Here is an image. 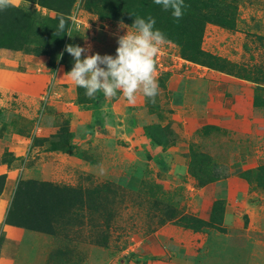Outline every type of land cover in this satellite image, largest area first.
Returning <instances> with one entry per match:
<instances>
[{"label":"rangeland","instance_id":"obj_1","mask_svg":"<svg viewBox=\"0 0 264 264\" xmlns=\"http://www.w3.org/2000/svg\"><path fill=\"white\" fill-rule=\"evenodd\" d=\"M184 3L179 21L153 0L0 11V264H264V0ZM149 15L155 103L86 98L66 45L115 55Z\"/></svg>","mask_w":264,"mask_h":264},{"label":"clouds","instance_id":"obj_2","mask_svg":"<svg viewBox=\"0 0 264 264\" xmlns=\"http://www.w3.org/2000/svg\"><path fill=\"white\" fill-rule=\"evenodd\" d=\"M163 11H171L173 19L179 21L187 7L184 0H153ZM14 6V0H0V11ZM156 19L135 16L131 26L117 39L115 55L90 52L79 45H66L64 51L73 57L74 63L66 73L74 84L84 89L89 100H95L98 94L105 99L115 98L120 93L129 104L136 102V94L142 93L152 103L159 94V84L154 73L157 71L155 57L160 47L167 43L166 34L155 27ZM65 22L60 20L58 30L64 31Z\"/></svg>","mask_w":264,"mask_h":264},{"label":"crops","instance_id":"obj_3","mask_svg":"<svg viewBox=\"0 0 264 264\" xmlns=\"http://www.w3.org/2000/svg\"><path fill=\"white\" fill-rule=\"evenodd\" d=\"M202 189V191L204 192V191H206V188H201ZM230 189V188H229ZM230 191V190H229ZM225 192H226V190H225ZM225 192H221V193H225ZM201 193V195H203L202 197H204L205 199H206V197H207V195L206 194H204V193H202V192H200ZM208 198V197H207ZM259 199H261L260 197H259ZM206 202V201H205ZM204 202V203H205ZM237 204L239 203V205H242L243 203H244V201L243 200H238L237 202H236ZM244 205V204H243ZM227 206V205H226ZM256 209H259V207L256 205ZM235 215V208L234 209H232V216H234ZM198 216L200 217V218H202V219H207V215H204V214H202L201 212L198 214ZM249 231H250V227L248 228V230H247V232L249 233ZM247 235H249V234H247ZM200 237H195V239H199ZM205 241H206V238L205 239H202L201 238V242L200 243H197V244H199L198 245V247H203L204 246V244H205ZM227 248H229V246H227ZM186 251H188V250H186ZM190 253L192 254V257H193V260H195L197 257H198V254H197V252L195 251V250H193V249H190ZM185 257H188V258H191L192 259V257H191V255H189V253L188 252H186L185 253ZM188 264H194V262L193 261H191V262H189Z\"/></svg>","mask_w":264,"mask_h":264},{"label":"trees","instance_id":"obj_4","mask_svg":"<svg viewBox=\"0 0 264 264\" xmlns=\"http://www.w3.org/2000/svg\"><path fill=\"white\" fill-rule=\"evenodd\" d=\"M42 15L36 13L32 15V20L31 23L29 24V26L31 25V27L34 29L35 27H37L39 24V20H41L43 17H41ZM5 22H9L10 19L9 18H4Z\"/></svg>","mask_w":264,"mask_h":264}]
</instances>
